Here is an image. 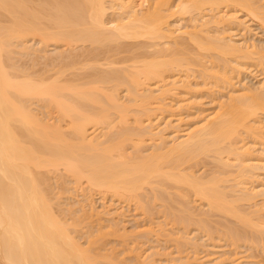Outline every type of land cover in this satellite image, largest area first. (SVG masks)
Listing matches in <instances>:
<instances>
[{"label": "bare ground", "instance_id": "obj_1", "mask_svg": "<svg viewBox=\"0 0 264 264\" xmlns=\"http://www.w3.org/2000/svg\"><path fill=\"white\" fill-rule=\"evenodd\" d=\"M170 1L0 0V264H162L161 241L163 264H213L202 240L264 238V88L231 89L258 53L236 15L264 29V4ZM201 87L232 91L192 122Z\"/></svg>", "mask_w": 264, "mask_h": 264}, {"label": "rangeland", "instance_id": "obj_2", "mask_svg": "<svg viewBox=\"0 0 264 264\" xmlns=\"http://www.w3.org/2000/svg\"><path fill=\"white\" fill-rule=\"evenodd\" d=\"M172 2H174L173 0H171ZM170 1V2H171ZM176 1H178V0H176ZM257 1V3H259V4H261V5H263L264 4V0H256ZM260 1V2H259ZM171 2V3H172ZM177 3V2H176ZM173 4H175V2L173 3ZM258 4V5H259ZM264 6V5H263ZM237 17H239L240 18V20H241V22L243 21V23H245V25H246V27H247V30L245 31V33H244V31L243 30H241V29H238L236 32H235V29L233 30V34H232V32H231V35H236L237 37H234V41L235 42H237V44L239 43V45H241V43H242V45H244V44H248V46L250 47L251 46V49H250V51L251 52H258V53H256L255 54V57L254 56H252L251 58H252V60H253V62H254V60L255 59H257L259 56V54L260 55H262V56H264V29L259 25V23L257 22V21H255V20H252V19H249L248 17H245L244 16V14H238V15H236ZM185 18H178V20H176V21H178V23H179V21H180V24H178L177 23V25L176 24H173L174 26H178L179 27V29L181 28L182 29V31H184V27L186 26H188L190 23H192L191 21H190V23L188 24V22H189V17H188V19H187V17L186 16H184ZM191 18V17H190ZM182 20H184L183 22H182ZM186 20V21H185ZM188 20V21H187ZM191 20V19H190ZM186 24V25H185ZM182 25L184 26V27H182ZM181 26V27H180ZM184 28V29H183ZM249 30V31H248ZM248 31V32H247ZM240 32V33H239ZM242 33H244V34H242ZM230 34V33H229ZM242 34V35H241ZM240 35H241V38H240ZM233 37H232V40H233ZM243 37V38H242ZM182 39H184V40H182ZM178 40V39H177ZM179 40H181L180 42H183V47L184 46H186L187 47V49H191L192 47H189L188 48V43L190 42H188L185 38H183V37H181ZM178 40V41H179ZM246 40V41H245ZM177 41V42H178ZM187 41V42H186ZM242 41V42H241ZM244 41V42H243ZM241 42V43H240ZM137 44V42H133V45L131 44V43H125V45L123 44V46L124 47H122V45L120 46V49H122V48H124L122 51H124V50H126V49H130L132 46V48H134V46H136L135 44ZM143 43V42H142ZM191 43V42H190ZM128 44V45H127ZM130 44V45H129ZM185 44H187V45H185ZM31 45V44H30ZM138 45H140V44H138ZM191 45V44H190ZM189 45V46H190ZM191 46H193V45H191ZM253 47H255V49L253 48ZM254 50H253V49ZM185 49V48H184ZM148 50V49H147ZM149 50H151V49H149ZM48 51H50L51 53H53L52 51H53V49L52 48H50V49H48ZM121 51V50H120ZM121 51V52H122ZM134 51V50H133ZM141 51V50H140ZM140 51H139V53H140ZM152 51V50H151ZM151 51H148V52H151ZM119 52V51H118ZM117 52V54H118V56H117V54H116V56L118 57V58H121V61L123 62L124 61V59H125V57H127L126 58V60H128V59H130V56H132V57H134L135 55H137L136 53H137V51L136 52H132V51H130V52H132L133 53V55H134V53H135V55L133 56L132 55V53H129V51H125V52H128V53H125V52H120V53H118ZM142 52V51H141ZM138 53V54H139ZM49 54V53H48ZM120 54V55H119ZM125 54H130V56L128 57V56H125ZM257 55V56H256ZM116 56H114L112 59L113 60H117L118 58L116 57ZM138 56V55H137ZM24 57V56H23ZM115 57H116V59H115ZM25 58V59H24ZM24 58H20V57H17V59H18V62H17V64L19 63V65L20 66H23V65H21V63L23 64V63H25L24 64V66H25V68H27V65H28V68L30 67L31 68V63H29L30 61H29V58L30 57H28L27 56V58L26 57H24ZM123 58V59H122ZM16 59V60H17ZM31 59V58H30ZM111 59V58H110ZM111 59V60H112ZM28 60V61H27ZM119 60V59H118ZM117 60V61H118ZM238 60V59H237ZM252 60L250 59V60H242V61H239V63H242L243 64V68L241 69V71L243 70L244 71V74H243V72H241V73H239L240 74V76H237L239 79H237L236 77L232 80L234 83L236 82V84H235V86H233L234 85V83L232 84V87H231V89H233V90H235V89H237V92H241V90H242V88H246L247 89V87H248V89L250 88H252L251 90H254V89H256V90H258V89H261V92L263 91V88H264V63L259 67L258 65H253L252 63H250V62H252ZM41 60L39 61V63L41 64ZM119 63H120V61H118ZM27 63V64H26ZM43 63V62H42ZM246 63V64H245ZM40 64H38V66L40 65ZM30 65V66H29ZM120 66H121V63L119 64ZM118 65V66H119ZM122 65H124V64H122ZM37 66V65H36ZM38 66L35 68V70L34 71H39V70H42V69H44V66L42 67V65H40V67H42V68H40V69H38ZM247 66V67H246ZM254 66H258V67H254ZM246 68V69H245ZM38 69V70H37ZM47 69V68H46ZM245 70L247 71V72H245ZM194 75L196 74V73H193ZM243 74V75H242ZM196 76V75H195ZM236 76V75H235ZM192 80V79H191ZM235 80H237V81H235ZM238 80H239V82H238ZM197 80L195 79V82H196ZM194 82V80H193V82L192 83H195ZM243 85V86H242ZM260 86V87H259ZM240 87H241V89H240ZM262 87V88H261ZM203 87H201V88H198V90H200V89H202ZM210 88V87H209ZM213 88H215V89H217L216 87H213ZM258 88V89H257ZM205 89V88H204ZM215 89H214V91H215ZM198 90H194L193 92L194 93H196V91L198 92ZM203 90V89H202ZM201 90V91H202ZM207 90H208V92H207ZM210 90H212V88H210V89H207L206 88V90H203L202 92L201 91H199L200 93H197L196 94V96L198 95V97L197 98H200V101H199V99H196L197 100V102L199 101L200 102V104H199V102H198V104L199 105H202V106H198V108L197 109H192V111H189L188 113H190V116H191V118L193 119H189L190 121H192V122H196V118H201V116L203 115V113H204V115L205 114H209L210 112H213L214 111V108H216V106L217 105H214L213 103L214 102H216V101H218V102H220L219 100L220 99H223V100H225V98H227L228 97V92L230 93V91H232V90H230V89H228V91H227V89H222L221 88V90H220V88L218 89V91L216 90L215 92H214V94H213V91H211L210 92ZM227 92H226V91ZM236 91V90H235ZM245 91V90H244ZM210 92V93H209ZM212 93V94H211ZM227 93V94H226ZM242 93V92H241ZM202 95V96H201ZM122 96H123V94H122ZM226 96V97H225ZM124 99V100H123ZM122 101H126V98L125 97H122ZM212 101H214V102H212ZM222 101V100H221ZM215 104H217V103H215ZM200 109V110H199ZM202 109V110H201ZM197 110V111H196ZM207 111V112H204V111ZM201 112V114H200V112ZM191 112H192V115H191ZM194 112V113H193ZM187 113V114H188ZM197 113V114H196ZM187 114H185V115H187ZM195 117H194V116ZM200 115V116H199ZM203 115V116H204ZM196 116H198V117H196ZM198 118V119H199ZM262 118V117H261ZM196 119V120H195ZM195 120V121H194ZM199 121H200V119H199ZM262 121H264V120H262ZM189 123V125L188 126H194V124L193 123ZM198 122V121H197ZM187 124V123H186ZM190 124H192V125H190ZM264 124V123H263ZM261 151V150H260ZM263 155V154H262ZM206 160V159H205ZM207 160H209V159H207ZM204 162H207V161H204ZM204 162H202L201 164H203L202 166H200V168H198L199 166H196V168L194 169V167L192 168V170H196V173L198 172V174L199 173H201V175L202 174H204L205 172H207L208 170H209V167L207 166V164L209 165V166H211L212 164L210 163H204ZM210 162V161H209ZM204 164H206L205 165V167H204ZM199 169V170H198ZM198 170V171H197ZM200 171V172H199ZM261 171V170H260ZM264 171H262L261 173L260 172H258L257 174H256V176H255V178H254V180H253V178H252V180L254 181V183H250L251 184V186H252V184H253V186L255 185V186H261L263 189H264V173H263ZM197 174V175H198ZM200 175V174H199ZM256 178H258V179H256ZM251 179V178H250ZM250 179H248V180H250ZM251 180V181H252ZM258 180V181H257ZM55 181V180H54ZM53 181V183L52 184H54L55 185V183H56V185H57V182L55 181L54 182ZM260 181V182H259ZM256 183V184H255ZM53 185V186H54ZM55 185V186H56ZM55 186H54V188H55ZM250 186V185H249ZM250 186V187H251ZM256 187V188H257ZM258 187V188H259ZM260 187V188H261ZM56 188H57V186H56ZM259 188V189H260ZM261 188V189H262ZM258 189V190H259ZM56 192H57V190H56ZM73 194H75L76 195V193H73ZM75 196H73V198L71 199V197H69L68 199H67V197L65 196V197H63V199H62V203H64V205L63 206H67L68 204H69V206H70V209H72V210H74L73 208H71V205L72 204H74V205H72V207H74L75 209H77L78 208V204H76V202L77 201H82L81 199V197H75ZM65 198L67 199V200H65ZM65 200V201H64ZM97 200V199H96ZM86 203V202H85ZM71 204V205H70ZM82 204V203H81ZM80 204V206H84V205H86V204H82L81 205ZM95 206H96V208H98V209H100L101 208V206H102V204H100L99 203V201L97 200L96 202H95ZM77 205V206H76ZM101 205V206H100ZM68 206V207H69ZM79 206V207H80ZM100 206V207H99ZM64 207V208H65ZM67 207V208H68ZM193 207V206H192ZM200 208V207H199ZM199 208H198V210H199ZM202 208V207H201ZM206 207H203V210L205 209ZM245 209L246 208H248V206H246V207H244ZM79 209V208H78ZM157 209V208H156ZM155 209V210H156ZM194 209V208H193ZM249 209V208H248ZM196 211H198L197 210V208L195 209ZM194 210V211H195ZM206 210V209H205ZM204 210V211H205ZM157 211V210H156ZM200 211H201V209H200ZM203 211V212H204ZM207 212V211H206ZM132 213V212H131ZM131 213H130V215H131ZM197 213V212H196ZM200 213V212H199ZM132 214H134V213H132ZM155 216V215H154ZM155 217H157V215L155 216ZM217 217H219V216H217ZM216 216H215V218H214V216L210 219V220H212V221H220L221 219L219 218H217ZM127 220V224L128 223H130L129 225H127L126 223V226H127V229H129L130 227H131V225H134V224H132L133 223V221L131 220V218H130V221L128 222V219H126ZM231 221V220H230ZM233 221V220H232ZM132 222V223H131ZM215 222H213V223H215ZM222 222H224V223H226L224 220L222 221ZM218 223V222H217ZM221 223V222H220ZM224 223H222V225L224 224ZM211 224V223H210ZM216 224V223H215ZM210 226H213V224L212 225H210ZM215 226V225H214ZM213 226V227H214ZM215 227H217L218 228V226L216 225ZM190 229H192L191 227L189 228V230ZM130 230H131V228H130ZM193 230V229H192ZM191 230V231H192ZM214 230V229H213ZM188 231V230H187ZM211 231V230H210ZM212 232V231H211ZM194 233V234H193ZM193 233H191L190 234V236L189 237H194V236H198V235H196L197 234V232H193ZM213 233H215L214 231H213ZM212 233V234H213ZM202 235H204V234H200V236H198V238L200 237V240H201V236ZM213 236V235H212ZM191 237V238H192ZM205 237H203V239H204ZM214 239L216 238V237H213ZM206 239V238H205ZM263 240H264V238H262ZM262 239L260 240V241H262ZM199 240V241H200ZM202 241H204V242H202ZM201 242H200V247H202V248H205L204 250L202 249V248H200L199 247V249H197L196 251H195V253H196V255L198 254V257L197 258H201V259H207L208 260V262L207 263H210L209 261H213L214 259L216 260V258H217V260H216V262H215V260H214V262H212L213 264H229L228 262H230V264H264V241H262V242H258L257 244L258 245H256L255 243H252L251 242V246H249L248 244L250 243H248V241H247V244L245 245L244 244V242H243V244H242V242L241 243H238V245H236V243L233 245V243H230V241L228 242V240L227 241H222V242H220V243H218V241H217V238H216V240L215 241H213V242H208V241H206V240H202ZM243 241V240H242ZM245 241V240H244ZM84 242V239H83V241H81V243H83ZM208 242V243H207ZM217 242V243H216ZM227 242V243H226ZM161 243V244H160ZM157 246H160V247H158V250H159V252L161 251L162 253H163V250H165V252H171V253H175L176 251H174L173 249V247L174 246H172V245H170V244H166L165 243V245H164V242L163 241H161ZM199 243V242H198ZM204 243L205 244V246H201L202 244ZM213 244H215V245H212ZM241 244V245H240ZM114 245H116V244H114ZM154 245V244H153ZM167 245V246H166ZM232 245V246H231ZM146 246H148V245H146ZM152 246V245H151ZM156 246V245H155ZM172 247V248H170V247ZM207 246V247H206ZM235 246V247H234ZM240 246V247H239ZM161 247H164V249L163 248H161ZM168 247V248H167ZM213 247V248H212ZM118 248V250H121V247L120 246H118L117 247ZM147 248V247H146ZM149 246H148V251H147V249H145V247H144V249H143V251H146V252H149ZM167 248V249H166ZM170 248V249H169ZM208 248H210V249H208ZM212 248V249H211ZM218 248V250H216ZM141 249V250H142ZM163 249V250H162ZM140 250V249H139ZM151 251V250H150ZM198 251V252H197ZM202 251V252H201ZM199 252H201V253H199ZM162 253H160V256H159V260H160V262L162 261V260H164V262H166L168 259H171L170 257L167 259L166 258V261H165V257L166 256H168V255H166V256H164L163 257V255H162ZM166 253H164V255H165ZM168 254V253H167ZM174 255H176V254H174ZM174 255H172V256H174ZM184 255H185V253H184ZM162 256V257H161ZM171 256V257H172ZM181 256H183V254L181 255ZM160 257H161V259H160ZM176 257V256H175ZM203 257V258H202ZM221 257V258H220ZM172 258H174V257H172ZM219 258H220V260H219ZM200 259V260H201ZM226 259V260H225ZM227 259H229V260H227ZM230 259L232 260V261H230ZM206 260V261H207ZM218 261V262H217ZM219 261H222L221 263L219 262ZM225 261V262H224ZM163 262V263H164ZM202 262H203V260H202ZM162 263V264H163ZM204 264H206L205 262H203ZM134 264V263H133ZM211 264V263H210Z\"/></svg>", "mask_w": 264, "mask_h": 264}]
</instances>
